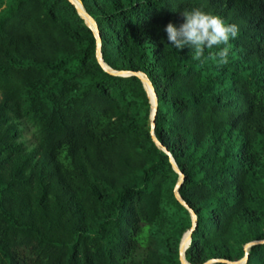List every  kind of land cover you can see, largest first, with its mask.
I'll list each match as a JSON object with an SVG mask.
<instances>
[{
  "label": "trees",
  "instance_id": "trees-1",
  "mask_svg": "<svg viewBox=\"0 0 264 264\" xmlns=\"http://www.w3.org/2000/svg\"><path fill=\"white\" fill-rule=\"evenodd\" d=\"M76 1L102 62L154 90L153 135L195 215L184 261L264 264V242L243 247L264 239V0ZM0 6V264H180L190 215L140 79L103 70L68 0ZM192 9L238 26L227 64L167 41Z\"/></svg>",
  "mask_w": 264,
  "mask_h": 264
},
{
  "label": "clouds",
  "instance_id": "clouds-1",
  "mask_svg": "<svg viewBox=\"0 0 264 264\" xmlns=\"http://www.w3.org/2000/svg\"><path fill=\"white\" fill-rule=\"evenodd\" d=\"M181 16L183 23L179 27L169 22L164 29L169 44L176 50L190 48L192 59L200 63L205 61L206 50L219 49L215 53L209 51L207 59L215 60L218 65L227 64L230 51L227 45L237 37L238 26L226 24L221 17L200 9L183 11Z\"/></svg>",
  "mask_w": 264,
  "mask_h": 264
},
{
  "label": "water",
  "instance_id": "water-1",
  "mask_svg": "<svg viewBox=\"0 0 264 264\" xmlns=\"http://www.w3.org/2000/svg\"><path fill=\"white\" fill-rule=\"evenodd\" d=\"M68 1L75 7L77 14L83 19L84 23L91 29V31L95 37V58H96L97 62L99 63V65L103 68V70H105L111 74L118 75V76L135 75L140 79V81H141V83H142V85L146 91V94H147V97H148L149 103H150V114H149V135H150V138L157 147H159L164 153H166L168 155L171 167L175 171V173H177V175H178V178H177V180H176V182L172 188L173 196L180 203V205H182L188 211V213L190 215V221H191L190 227L188 228L186 233L182 235V237L180 238V241H179V245H178V259L180 261V264H187L183 259V251L186 248V246L188 245L191 232L195 226V215H194V212L187 206V204L180 199L178 192H177L179 184L182 180V174L176 168V166H175L171 156L168 154L167 150L156 140V138L153 135V116L155 113V106H156V96H155L154 90H153L150 82L148 81V79L145 77V75L143 73L133 72V71H123V70L112 71L102 62L101 55H100V40H99V35H98L97 27H96L94 20L83 10L80 2L79 3H80L81 7L79 8L73 2V0H68ZM261 242H264V239L259 240V241H252V242L246 243L243 246L244 250L246 251V249L252 244L261 243ZM246 258H247V253L245 252L244 255L240 259H238L237 261H233V262H228L225 260H219V261H223V262H226L228 264H243L245 262ZM212 261H216V259L207 260L203 264H208L209 262H212Z\"/></svg>",
  "mask_w": 264,
  "mask_h": 264
},
{
  "label": "rangeland",
  "instance_id": "rangeland-1",
  "mask_svg": "<svg viewBox=\"0 0 264 264\" xmlns=\"http://www.w3.org/2000/svg\"><path fill=\"white\" fill-rule=\"evenodd\" d=\"M1 9V6H0ZM18 128L20 130V136L18 137V140H20L21 142H23V144L26 147H30L33 143V138H32V128L30 126H28L26 123L24 122H20L18 124ZM183 220L177 221V225H179L180 223H182ZM173 223L172 221H170V219H166L165 222L163 223V229L166 231V233H168L169 235L172 234V228L170 226V224ZM191 224V221H190ZM188 230V228L186 230H184L183 234L186 233V231ZM182 234V235H183ZM182 237V236H181Z\"/></svg>",
  "mask_w": 264,
  "mask_h": 264
},
{
  "label": "bare ground",
  "instance_id": "bare-ground-1",
  "mask_svg": "<svg viewBox=\"0 0 264 264\" xmlns=\"http://www.w3.org/2000/svg\"><path fill=\"white\" fill-rule=\"evenodd\" d=\"M73 2L80 8L81 6H80V3L78 2V1H76V0H73ZM186 244V243H185Z\"/></svg>",
  "mask_w": 264,
  "mask_h": 264
}]
</instances>
